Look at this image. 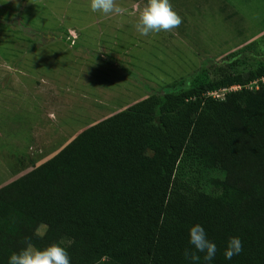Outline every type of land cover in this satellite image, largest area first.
I'll use <instances>...</instances> for the list:
<instances>
[{
    "label": "trees",
    "instance_id": "16d2710c",
    "mask_svg": "<svg viewBox=\"0 0 264 264\" xmlns=\"http://www.w3.org/2000/svg\"><path fill=\"white\" fill-rule=\"evenodd\" d=\"M177 88L88 126L0 187V264L26 238L65 247L71 264H264V63L214 79L202 66ZM196 224L217 246L211 261L185 258ZM231 237L243 251L228 260Z\"/></svg>",
    "mask_w": 264,
    "mask_h": 264
},
{
    "label": "rangeland",
    "instance_id": "374dc122",
    "mask_svg": "<svg viewBox=\"0 0 264 264\" xmlns=\"http://www.w3.org/2000/svg\"><path fill=\"white\" fill-rule=\"evenodd\" d=\"M116 3L123 17L92 12L90 0H0V187L83 128L176 92L202 66L214 79L264 63V0H170L182 24L147 37L135 29L147 0Z\"/></svg>",
    "mask_w": 264,
    "mask_h": 264
},
{
    "label": "clouds",
    "instance_id": "9594fccd",
    "mask_svg": "<svg viewBox=\"0 0 264 264\" xmlns=\"http://www.w3.org/2000/svg\"><path fill=\"white\" fill-rule=\"evenodd\" d=\"M90 10L101 12L105 15L123 17L127 14V8L116 3V0H90ZM182 17L174 11L170 0H147L146 5L139 14L138 22L135 24L136 31L141 36L163 32H171L180 27ZM26 247L18 253H13L8 259V264H71L69 254L65 247L51 244L43 249L36 248L26 238ZM189 244L195 251L185 250V258L198 262L203 253L205 261L215 258L218 251L214 242L207 239V234L202 225L196 224L189 229ZM243 251V244L239 237H231L227 241L224 257L231 260Z\"/></svg>",
    "mask_w": 264,
    "mask_h": 264
},
{
    "label": "crops",
    "instance_id": "0c3cea01",
    "mask_svg": "<svg viewBox=\"0 0 264 264\" xmlns=\"http://www.w3.org/2000/svg\"><path fill=\"white\" fill-rule=\"evenodd\" d=\"M45 86H46V85H45ZM43 87H44V86H42V88H43ZM47 87H52V86L47 85ZM44 89H45V88H44ZM44 89H43V90H44ZM51 90L54 92L53 89H51ZM49 93H50V92H49ZM50 94H51V93H50ZM101 120H102V119H101ZM97 122H98V121H97ZM93 124H94V123H93ZM91 125H92V124H91ZM91 125H89V126H91ZM87 127H88V126H87ZM87 127H85V128H87ZM85 128H83V129H85ZM83 129H82V130H83ZM82 130H80V131H82ZM80 131H79V132H80ZM79 132H78V133H79ZM78 133H77V134H78ZM77 134H75L74 136H72L71 139L74 138ZM71 139H69V140L67 141V143H68ZM67 143H66V144H67ZM66 144H65V145H66ZM58 145H59V144H57L56 147H58ZM34 147H35V146H34ZM60 149H61V148H60ZM60 149H58V150L56 151V153H57ZM48 153H49L48 150H47L46 152L43 151V153L40 155L39 158H45V159H43V160L41 159L42 161L39 162L36 166H38L39 164L43 163L44 161H46V160H48L49 158H51L54 154H56V153H54V154H52V155H51V154L49 155ZM46 155H49V156H46ZM23 158H28V156H26V157L24 156ZM37 159H38V158H37ZM19 165H20V164H18L17 166H19ZM36 166H35V167H36ZM31 169H32V168H31ZM31 169H30V170H31ZM21 175H22V174H21ZM17 177H18V176H17ZM17 177H15L14 179H16ZM14 179H12V180H14ZM12 180H10V181H12ZM10 181H9V182H10ZM9 182H8V183H9ZM6 184H7V183H6Z\"/></svg>",
    "mask_w": 264,
    "mask_h": 264
},
{
    "label": "built area",
    "instance_id": "2783aa9c",
    "mask_svg": "<svg viewBox=\"0 0 264 264\" xmlns=\"http://www.w3.org/2000/svg\"><path fill=\"white\" fill-rule=\"evenodd\" d=\"M235 88H238V87H231V88H229L228 90H234ZM247 88H249V87H247ZM249 89H250V88H249ZM224 91H226V90H224ZM209 96H211L212 98H214V99H216V100H222V99H218L217 94H216L215 92L210 93Z\"/></svg>",
    "mask_w": 264,
    "mask_h": 264
}]
</instances>
